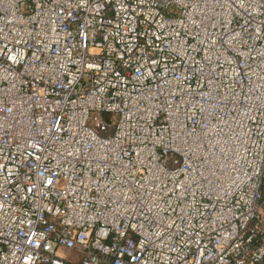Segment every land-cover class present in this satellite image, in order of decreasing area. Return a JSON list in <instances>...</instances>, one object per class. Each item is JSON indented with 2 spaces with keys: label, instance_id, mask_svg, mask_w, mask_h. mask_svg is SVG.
I'll return each instance as SVG.
<instances>
[{
  "label": "built area",
  "instance_id": "2783aa9c",
  "mask_svg": "<svg viewBox=\"0 0 264 264\" xmlns=\"http://www.w3.org/2000/svg\"><path fill=\"white\" fill-rule=\"evenodd\" d=\"M0 264H264V0H0Z\"/></svg>",
  "mask_w": 264,
  "mask_h": 264
},
{
  "label": "trees",
  "instance_id": "16d2710c",
  "mask_svg": "<svg viewBox=\"0 0 264 264\" xmlns=\"http://www.w3.org/2000/svg\"><path fill=\"white\" fill-rule=\"evenodd\" d=\"M102 117L105 118V119H107L108 115L103 114ZM112 129H113V128L111 127V128L109 129V132H111Z\"/></svg>",
  "mask_w": 264,
  "mask_h": 264
}]
</instances>
